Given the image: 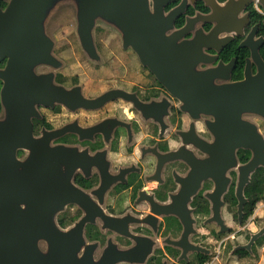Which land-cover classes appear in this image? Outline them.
I'll return each instance as SVG.
<instances>
[{
    "label": "flooded vegetation",
    "instance_id": "flooded-vegetation-1",
    "mask_svg": "<svg viewBox=\"0 0 264 264\" xmlns=\"http://www.w3.org/2000/svg\"><path fill=\"white\" fill-rule=\"evenodd\" d=\"M120 2L128 19L122 22L127 35L124 38L117 24L99 21L93 29L99 58L86 54L76 23L74 32L82 51L98 66L104 63L99 25L112 29L141 75L87 89L82 81L69 82L59 71L64 61L55 81L73 88L70 99L81 97L80 93L95 99L111 91L108 99L73 107L59 102L39 104V114L32 119L35 136L65 127L51 145L75 148L72 153L79 169L72 176L76 187L72 191L77 196L59 209L55 219L61 229L80 224L84 235L75 239L35 237L29 242L37 244L26 247L22 255H44L49 264H110L119 246L131 249L132 261L115 264H205L218 243L222 251L238 252L243 259L240 246L244 242L232 243L236 236L245 237L244 211L240 218L236 193L238 167L223 172V162L214 163L208 146L214 136L207 124L214 117L201 113L204 116L194 118L182 108L181 98L205 96L228 79H245L249 61L252 74L258 72L264 64V0ZM66 12L73 16L65 8L61 17ZM136 48L144 52L143 59ZM4 65L5 61L0 63ZM206 80L215 84H206ZM2 85L0 79V90ZM256 118L261 130L263 121ZM244 151L249 153L247 158ZM26 153L19 149L18 157ZM236 154L238 164H243L252 152L240 147ZM212 172L230 178L221 196L223 224L213 209L218 182ZM251 193L252 189L246 194V204L254 200ZM46 200L50 204L40 207L50 212L53 199ZM55 200L63 201V193ZM227 212L242 229H233Z\"/></svg>",
    "mask_w": 264,
    "mask_h": 264
},
{
    "label": "water",
    "instance_id": "water-1",
    "mask_svg": "<svg viewBox=\"0 0 264 264\" xmlns=\"http://www.w3.org/2000/svg\"><path fill=\"white\" fill-rule=\"evenodd\" d=\"M3 1L7 5L0 8V63L5 61L4 67H0L3 81L0 90V264H49L50 259L43 254L42 257L27 258L22 253L27 251L26 247L37 244L29 239L48 236L75 239L84 235L80 224L61 229L55 219L59 209L77 196V192L72 191V186L76 188L72 176L79 169L78 158L72 153L73 147L51 145L52 139L62 135L65 127L43 130L40 136H35L32 119L39 114V104L47 106L59 102L73 107L83 102L105 101L111 93L105 92L95 99L80 93L81 97L70 99L68 93L73 88L55 81L56 71L64 66V61L55 54L52 27L62 11L70 8L83 49L90 59H97L99 54L93 35L96 24L99 21L117 24L125 38L127 32L122 22L128 19L120 0ZM136 49L143 59L144 52ZM45 67L50 70L41 71ZM152 68L156 72L160 70L157 66L152 65ZM206 84L215 83L206 80ZM181 99L182 108L194 118L204 116L201 113L214 117L207 121L214 136L208 146L212 149L214 163L223 162V172L238 167L236 193L241 218L248 202L245 189L255 170L264 168V133L254 120L258 117L264 121V64L261 63L258 72L252 74L249 61L245 79H228L213 86L205 96L187 94ZM240 147L252 152L243 164H238L237 160L236 151ZM19 149L27 151L22 159L18 157ZM219 175L212 172L218 182L213 209L223 224L221 196L227 190L230 178L224 174L218 178ZM61 192L64 200L56 201ZM47 197L53 199L50 212L40 207L50 204ZM221 230L226 231L224 225ZM262 236L264 225L252 232L240 248L252 252L253 245ZM130 251L117 246L116 257L110 264L132 261Z\"/></svg>",
    "mask_w": 264,
    "mask_h": 264
},
{
    "label": "rangeland",
    "instance_id": "rangeland-1",
    "mask_svg": "<svg viewBox=\"0 0 264 264\" xmlns=\"http://www.w3.org/2000/svg\"><path fill=\"white\" fill-rule=\"evenodd\" d=\"M103 30L100 32V51L104 56V63L95 66L82 51L76 34L74 32L75 22L70 12L63 14L52 27V35L56 40L55 54L65 61V66L59 71L68 79L69 82L82 81L86 88L92 85L102 84L110 85L116 79H136L141 75L140 70L133 62V56L128 51H123L120 47V41L112 35V29L100 24ZM45 69V68H42ZM260 120L259 118H256ZM261 121H263L261 119ZM262 132L264 133V121L262 123ZM244 157L249 153L244 151ZM251 197L255 200L252 204L253 212L244 225L245 230L252 232L259 230L264 225V182L258 179H251ZM227 220L233 226V229L242 226L237 224V219L227 212ZM233 242H244L247 240L242 235L232 238ZM215 251L210 260L205 264H264L262 256V245L258 248V256L254 260L241 259L239 253L234 255L227 251L219 249L218 243L215 244ZM221 251V253H219Z\"/></svg>",
    "mask_w": 264,
    "mask_h": 264
},
{
    "label": "trees",
    "instance_id": "trees-1",
    "mask_svg": "<svg viewBox=\"0 0 264 264\" xmlns=\"http://www.w3.org/2000/svg\"><path fill=\"white\" fill-rule=\"evenodd\" d=\"M6 5V2L3 0H0V7H4ZM253 177L255 179H258L261 182H264V169L263 167H259L253 174ZM250 190H251V186L248 185L247 189H246V194L249 195L250 194ZM230 197V194H228L227 198ZM255 200H250V202L248 204H246V206L244 207V218H243V224H246L248 219L250 218L252 212H253V208H252V204ZM245 238L248 241L250 239V235L252 233V231L250 229H246L245 231ZM264 244V236L260 237L256 243L253 245L252 247V252L248 251L246 249H243L241 251V255L243 259H248V260H254L255 258H257L258 256V248ZM198 263V261H196V264Z\"/></svg>",
    "mask_w": 264,
    "mask_h": 264
},
{
    "label": "built area",
    "instance_id": "built-area-1",
    "mask_svg": "<svg viewBox=\"0 0 264 264\" xmlns=\"http://www.w3.org/2000/svg\"><path fill=\"white\" fill-rule=\"evenodd\" d=\"M262 256L264 257V244L262 245Z\"/></svg>",
    "mask_w": 264,
    "mask_h": 264
}]
</instances>
